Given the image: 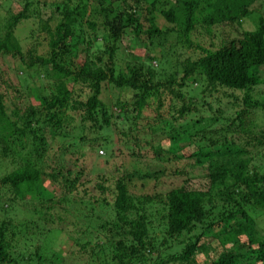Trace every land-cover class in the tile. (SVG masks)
Wrapping results in <instances>:
<instances>
[{
    "label": "trees",
    "instance_id": "16d2710c",
    "mask_svg": "<svg viewBox=\"0 0 264 264\" xmlns=\"http://www.w3.org/2000/svg\"><path fill=\"white\" fill-rule=\"evenodd\" d=\"M157 3L63 0L54 6L55 15L38 21L41 50L38 45L22 51L12 34L19 21L30 18L29 3L4 21L0 66L8 61V68L0 72V163L12 170L0 177V198L27 206L20 230H33L30 239L73 234L84 242L77 253L87 247L94 264H264V235L249 214H264V91L256 92L264 84V0ZM158 17L164 28L156 24ZM194 28L206 37L190 36ZM218 28L234 36L223 34L215 42L212 30ZM126 34L134 42L126 47L128 60L117 63ZM165 43L164 51H156ZM135 47L142 55L130 52ZM31 70L50 78L47 93L34 88L35 102L16 106L19 87L5 78L8 71L16 81L24 72L30 78ZM107 89L130 93V99L109 104L103 98ZM209 97H217V108ZM168 99L176 108L170 121L184 119L181 125L163 121L159 110ZM203 108L211 117L189 118ZM128 109L133 119L152 115L142 137L149 133L153 158L179 184L164 193L145 192L146 182L155 185L166 175L164 168L127 173L110 189L98 171L91 194L75 160L72 168L55 165L67 152L62 138L79 131L73 136L78 142L86 132L107 131ZM194 179L205 183L196 187ZM83 201L97 209L85 211V224L74 222L69 230L51 222L55 210ZM11 220L0 219V264H46L38 254L44 247L35 246L32 254L16 251ZM202 239L221 248L216 258L204 259ZM51 255L48 263L54 264L57 257Z\"/></svg>",
    "mask_w": 264,
    "mask_h": 264
},
{
    "label": "rangeland",
    "instance_id": "374dc122",
    "mask_svg": "<svg viewBox=\"0 0 264 264\" xmlns=\"http://www.w3.org/2000/svg\"><path fill=\"white\" fill-rule=\"evenodd\" d=\"M62 1L63 0L0 1V35L2 34V26L4 25V21L10 16H15L21 11L24 4L29 3L30 6L28 7V11L30 18L25 21H19L17 26L13 28L12 34L22 51H25L27 47H36L38 45V50H41L43 43H40V39L37 38L39 33L36 29L38 21L45 20L48 17L55 15L54 6H60L59 4ZM74 1L76 0H71L72 3H74ZM165 2L171 4L172 0H158L157 4H166ZM167 5L164 6L165 9L167 8ZM89 19L93 20V17ZM156 24L160 28H164L166 25L159 17L156 19ZM250 27L251 25H247V28ZM202 30L199 28H194V33L190 36H198V33L202 35V38H205L207 33L203 32L205 30ZM207 30L209 31V29ZM212 34H215V37H217L215 42H217L218 39H221V37H224L223 34H225V36L230 35V37L234 36L233 32L227 30L226 28L212 30ZM133 42V38L129 34H126L122 38L120 48L117 52V57L119 58L117 63H119L120 60H128L126 59V47L133 45ZM168 45L169 43H165L162 47H156V51H164ZM130 52L134 56H140L143 53V51L137 47L130 49ZM7 68L8 61H3L0 66V72L6 71ZM28 73L30 74V78L27 76V72H24V74L18 75L19 79L16 81L10 77L8 71V76L5 78L9 79L12 85L14 84L19 87V94H13V97H15L14 104L16 106L22 104V102H24L26 105L34 103V88H39L41 94L47 93V91L43 90L50 82V78L43 74L42 71L36 72L31 70ZM262 91H264V84L263 86H258L256 88L257 93ZM103 98L107 100V103L111 104L116 100L124 101L130 99V93L126 94L125 92L107 89V91L103 93ZM214 99H217V97H209L208 100L209 102H212V107L217 108L218 106H215L217 103L214 104L213 102ZM174 103L176 104L175 100ZM220 107L221 110H225V106ZM175 109L176 108L169 103L168 99L165 100L164 105L160 108L159 112L163 114L162 118L164 122L169 124L172 123L174 125H181V122L184 119H181L179 122L170 121V115H172ZM127 112H129V114L126 117L120 115L118 118L113 119L112 125L107 131L96 132V130H93V132L84 133L83 141L77 142L75 138H73V136L79 137V131L68 132L67 135L63 136L62 138L68 147L67 152L64 153L58 159V161H56L55 165L58 166L57 164H61L64 167L72 168V162L75 160L77 168H81L82 172H84L85 177L83 179H88L90 182L89 185H85L84 187L91 194H93L91 187L93 186L96 172L98 171H100L99 174H101L106 180L105 184L108 186V188L112 189L113 182L127 173L133 174L135 172H140L143 174L147 171V173L151 174L153 172L162 171L164 168H166V175H164V177L159 176L157 182H155L157 184L154 185L151 182L145 183V192L164 193L168 189L177 187L179 184V178L177 176H172L171 171L168 170V167H165V165L153 158L152 149L155 150L156 146L154 142H151V145L153 146H150L149 133L145 138L142 137V134L146 132V122H150L152 115L143 113L138 119H133V114L131 113L130 109H128ZM230 115L232 114L227 116ZM144 116L147 118L144 119ZM223 116H226V112ZM199 117H211V112H208V110L203 108L202 110L200 109L198 114H196L194 117L189 116L190 119H198ZM254 119L256 121L262 122L261 114L254 113ZM169 126L166 127L169 128ZM93 143L96 144L97 147H94ZM11 168L12 165H6L5 162H1L0 177L9 173L12 170ZM75 171L77 170H74V172ZM193 183H196V187H201L205 182L201 179H194ZM135 185L136 187L134 190H132V192L133 194L137 195L139 194L137 192V189L139 188V182H135ZM43 186L46 187V181H43ZM58 194L59 192H56V195ZM0 200V210L5 211L4 216L0 215V219H12V223H10V225L15 228L14 230L17 234L16 251L18 250L20 253L24 254L26 251H28L29 254H32L35 246L44 247L45 249L43 248L38 254L41 256L44 255L46 257V264H49L48 261L50 260V256L52 257V253H55L57 257V262L54 264H94L93 257L87 253V247L83 246V251L81 253H77L78 247L82 246L84 242L82 240H77L76 236L73 234L59 233L53 238L50 236H45V238L44 236H36V238L30 239L31 235L34 234V231L30 230L24 234L23 231H21L24 227L20 225L24 222L23 220L27 219L28 217L26 211H23L27 209V206H25L24 202L14 201L13 203V201H5L3 198H0ZM90 208H94V211L97 210L95 207L88 204V201H83V204L72 203L70 205L63 206L60 210L57 209L54 211V216L56 218L51 220V222L57 227L72 230L74 229L72 228L74 222L85 224L82 216L85 214V211L89 210ZM153 213L154 209H152V214ZM249 214L255 219V222L261 231L260 234L264 235V214H262L259 210H253ZM17 221H19V224H17L18 226L15 224ZM153 226L159 229L160 224L159 222H154ZM218 230V228H215L211 231V233L213 234ZM89 235H93V232H91ZM85 236L86 235L82 236L81 238L83 239ZM75 242H77V244H75ZM202 243L204 245L203 251L205 252L204 254L206 258H204L205 256L201 257L200 262L204 259L212 260L213 258H216L221 252V248L212 239H202ZM198 257L199 255H196L195 260ZM30 258L32 257L30 256ZM28 264L35 263L28 261Z\"/></svg>",
    "mask_w": 264,
    "mask_h": 264
}]
</instances>
